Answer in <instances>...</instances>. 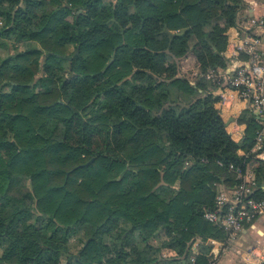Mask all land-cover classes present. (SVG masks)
<instances>
[{"label":"trees","instance_id":"obj_1","mask_svg":"<svg viewBox=\"0 0 264 264\" xmlns=\"http://www.w3.org/2000/svg\"><path fill=\"white\" fill-rule=\"evenodd\" d=\"M243 3L0 0V264H210L217 184L264 182L258 119L234 141L204 77Z\"/></svg>","mask_w":264,"mask_h":264},{"label":"built area","instance_id":"obj_2","mask_svg":"<svg viewBox=\"0 0 264 264\" xmlns=\"http://www.w3.org/2000/svg\"><path fill=\"white\" fill-rule=\"evenodd\" d=\"M249 4H254V0H249ZM247 10L245 14L249 26L264 29V20L248 16ZM239 24L236 20L235 27L241 31ZM260 42H264V36H251L247 31L237 41L227 42L229 56L238 64L227 68L209 69L204 77L216 85L220 110L229 105L233 96L253 110L259 128L250 152L255 159L264 160V49H259ZM242 55L244 59L241 58ZM230 170L234 173L236 182L231 186L217 184L214 207L203 212L206 220L221 225L227 232L226 242L233 241L246 225H251L264 215V182L261 190L255 193L258 184L251 165L247 164L244 168L230 167ZM250 252H254L253 248L249 249ZM198 253L196 242L193 241L187 263L194 264ZM169 254L167 249H163L161 258H167Z\"/></svg>","mask_w":264,"mask_h":264},{"label":"crops","instance_id":"obj_3","mask_svg":"<svg viewBox=\"0 0 264 264\" xmlns=\"http://www.w3.org/2000/svg\"><path fill=\"white\" fill-rule=\"evenodd\" d=\"M245 10L248 11V16L252 15L264 20V0H254V4H249V0H244L242 8L237 14V21L240 22L239 27L242 30L240 31L235 26H230L225 31L226 47L223 52L224 57L227 59L225 68L238 64L235 59L229 56L227 42L237 41L243 37L246 31L247 33L250 32L251 36H264V29L260 30L257 27L249 26V23L246 21ZM259 44V49L263 50L264 42H260ZM241 58L244 59V55ZM198 68V63L195 60H188L182 67V73L186 78L193 81L198 75ZM213 85L215 87L212 93L217 95L216 85ZM213 105L220 110V104L217 101ZM246 109H249L254 114L253 110L245 102L238 101L233 96L229 105L220 110V116L225 122L226 130L236 142L240 141L244 136L245 124L240 121V115ZM242 152L241 149L238 150L239 154H242ZM195 242L200 252L202 250V243L197 240ZM206 243L209 245L208 257L210 258V264H264V215L256 219L251 225H246L231 242L208 238ZM250 248H253V253H249Z\"/></svg>","mask_w":264,"mask_h":264},{"label":"rangeland","instance_id":"obj_4","mask_svg":"<svg viewBox=\"0 0 264 264\" xmlns=\"http://www.w3.org/2000/svg\"><path fill=\"white\" fill-rule=\"evenodd\" d=\"M118 23L122 24L120 21Z\"/></svg>","mask_w":264,"mask_h":264}]
</instances>
